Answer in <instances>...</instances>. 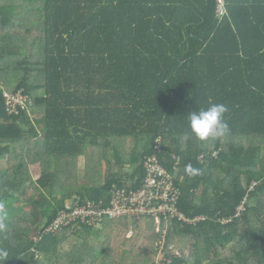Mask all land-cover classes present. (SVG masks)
<instances>
[{
	"label": "trees",
	"instance_id": "1",
	"mask_svg": "<svg viewBox=\"0 0 264 264\" xmlns=\"http://www.w3.org/2000/svg\"><path fill=\"white\" fill-rule=\"evenodd\" d=\"M216 4L0 0L4 264H157L159 234L148 218L44 234L68 201L108 200L114 185L137 189L157 137L182 212L208 217L197 226L171 222L168 244L192 246L176 264H264V0H226L222 20ZM18 92L26 107L11 115L5 94ZM210 103L227 106L230 133L198 140L188 112ZM104 161L131 163L133 184L103 181Z\"/></svg>",
	"mask_w": 264,
	"mask_h": 264
},
{
	"label": "built area",
	"instance_id": "2",
	"mask_svg": "<svg viewBox=\"0 0 264 264\" xmlns=\"http://www.w3.org/2000/svg\"><path fill=\"white\" fill-rule=\"evenodd\" d=\"M216 16L219 20L227 16L226 0H216ZM8 112L18 113L19 107L25 108L27 99L21 92L5 94ZM162 138L157 137L152 143V151L143 158L144 177L137 189L114 185L107 199L76 198L66 203L55 220L49 225L44 234H54L81 225L102 227L106 221L120 219L151 220L154 231L159 234L155 244L157 264H176L178 259L190 256V250L179 248L176 244H168L169 225L173 221L184 225L197 226L208 219L206 216L189 218L180 208L182 189L177 184L176 175L162 163ZM218 152H215V155ZM204 158V154L201 155ZM176 168L179 169L181 159L176 156ZM258 183H253L252 191ZM248 197L238 207L235 217L241 218L246 211ZM230 220H223L228 223ZM132 231L129 234L131 237Z\"/></svg>",
	"mask_w": 264,
	"mask_h": 264
},
{
	"label": "clouds",
	"instance_id": "3",
	"mask_svg": "<svg viewBox=\"0 0 264 264\" xmlns=\"http://www.w3.org/2000/svg\"><path fill=\"white\" fill-rule=\"evenodd\" d=\"M227 112L228 108L223 103H210L207 108L189 111L187 119L191 136L203 141L228 135L230 128L225 119V113ZM188 171L195 172L196 170L189 167ZM6 216L5 204L0 203V233H4L7 230V225L4 221ZM9 255V250L0 246V264H4Z\"/></svg>",
	"mask_w": 264,
	"mask_h": 264
},
{
	"label": "crops",
	"instance_id": "4",
	"mask_svg": "<svg viewBox=\"0 0 264 264\" xmlns=\"http://www.w3.org/2000/svg\"><path fill=\"white\" fill-rule=\"evenodd\" d=\"M128 144L131 146L133 143L128 141ZM126 150V157L127 153L130 151V147H124ZM143 145H142V150H143ZM78 163H80V167L81 169H84V165H85V159L84 157H82L80 159V161H78ZM110 168H113L112 171H109ZM32 169V174H33V178L34 180H37L40 178L41 175V167L40 164H34L31 166ZM103 170H104V174H103V181H106L110 178H114V179H119L120 177H124V183L127 184L128 186H130L131 184H133V166L131 163L127 162L126 164H124L123 168H120L119 166H115L113 167L108 166L107 161L103 162ZM110 197V195H108V198ZM102 229V228H101ZM130 234V232H129ZM107 250L104 252V254H106ZM91 261L87 260L85 264H90Z\"/></svg>",
	"mask_w": 264,
	"mask_h": 264
},
{
	"label": "rangeland",
	"instance_id": "5",
	"mask_svg": "<svg viewBox=\"0 0 264 264\" xmlns=\"http://www.w3.org/2000/svg\"><path fill=\"white\" fill-rule=\"evenodd\" d=\"M17 77H18V75L15 74V73H11V74H10V78H11V79H16ZM249 140H255V139H254V138H249ZM6 165H7L6 162L3 163V167H4V168L6 167ZM3 167H2V168H3ZM0 174H1V172H0ZM0 180H1V175H0ZM32 193H33V192H32ZM32 193H31V194H32ZM132 232H133V231H132ZM132 235L134 236V233H133ZM132 235H131V236H132ZM133 236H132V237H133ZM69 247H70L69 244H66V245H65V249H66V250L69 249ZM185 249L191 251V250H192V246L189 245V246L186 247ZM66 250H64V251H66Z\"/></svg>",
	"mask_w": 264,
	"mask_h": 264
}]
</instances>
